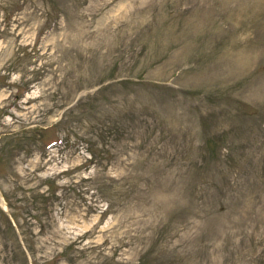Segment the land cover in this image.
I'll return each mask as SVG.
<instances>
[{
	"label": "rangeland",
	"instance_id": "1",
	"mask_svg": "<svg viewBox=\"0 0 264 264\" xmlns=\"http://www.w3.org/2000/svg\"><path fill=\"white\" fill-rule=\"evenodd\" d=\"M0 264H264V0H0Z\"/></svg>",
	"mask_w": 264,
	"mask_h": 264
}]
</instances>
